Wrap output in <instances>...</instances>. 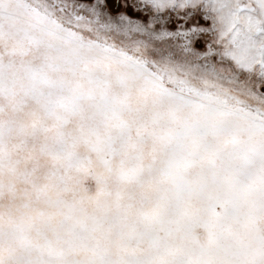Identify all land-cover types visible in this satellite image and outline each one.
Listing matches in <instances>:
<instances>
[{
  "label": "snow or ice",
  "instance_id": "1",
  "mask_svg": "<svg viewBox=\"0 0 264 264\" xmlns=\"http://www.w3.org/2000/svg\"><path fill=\"white\" fill-rule=\"evenodd\" d=\"M0 264H264V0H0Z\"/></svg>",
  "mask_w": 264,
  "mask_h": 264
}]
</instances>
